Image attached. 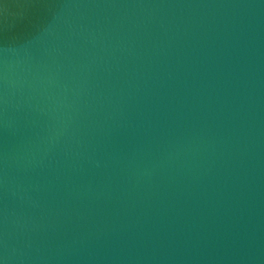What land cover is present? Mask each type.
Segmentation results:
<instances>
[{
	"label": "water",
	"instance_id": "water-1",
	"mask_svg": "<svg viewBox=\"0 0 264 264\" xmlns=\"http://www.w3.org/2000/svg\"><path fill=\"white\" fill-rule=\"evenodd\" d=\"M0 264H264V0H0Z\"/></svg>",
	"mask_w": 264,
	"mask_h": 264
}]
</instances>
